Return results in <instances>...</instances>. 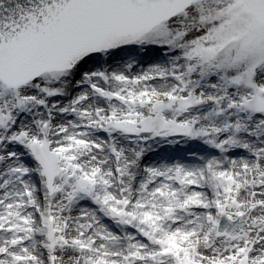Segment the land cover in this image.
I'll return each mask as SVG.
<instances>
[{"label": "snow or ice", "instance_id": "snow-or-ice-1", "mask_svg": "<svg viewBox=\"0 0 264 264\" xmlns=\"http://www.w3.org/2000/svg\"><path fill=\"white\" fill-rule=\"evenodd\" d=\"M0 264H264V0H0Z\"/></svg>", "mask_w": 264, "mask_h": 264}]
</instances>
